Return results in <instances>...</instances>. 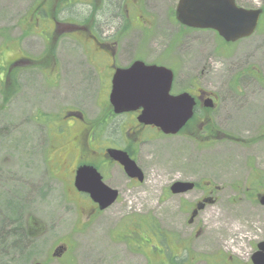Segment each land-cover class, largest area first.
Wrapping results in <instances>:
<instances>
[{"label":"rangeland","instance_id":"1","mask_svg":"<svg viewBox=\"0 0 264 264\" xmlns=\"http://www.w3.org/2000/svg\"><path fill=\"white\" fill-rule=\"evenodd\" d=\"M126 1L0 0V264H244L264 241V84L247 76L255 68L264 80V13L252 36L227 48L213 30L182 26L178 0H142L150 27L124 25L117 65L140 55L173 69V92L194 81L214 93L209 133L148 129L140 144L105 123L96 147H126L144 172L131 181L114 167L106 183L119 198L105 210L56 178L49 126L64 107L89 120L105 114L110 78L70 36L45 58L46 18H92L112 34ZM236 2L264 9V0ZM23 53L39 61L15 65ZM177 181L195 187L173 194Z\"/></svg>","mask_w":264,"mask_h":264},{"label":"flooded vegetation","instance_id":"2","mask_svg":"<svg viewBox=\"0 0 264 264\" xmlns=\"http://www.w3.org/2000/svg\"><path fill=\"white\" fill-rule=\"evenodd\" d=\"M141 6L142 0H127L125 2L124 10L120 8L119 11H114L112 14V20H109V22L116 24L114 26L116 29L112 34L107 35L99 34L100 28L98 22H95L92 18L88 19V21H85L87 20V18H85L82 22L71 19V21H60L55 17L46 18L49 23L44 27L43 33H47L50 36L45 42H43L46 46L44 52L50 50L54 53L58 43H60V39L65 36H70L76 42L81 43L83 49L87 51L86 55L91 63L102 62L108 64L105 66V70L107 71L106 78H110V81L107 79L106 85L104 83L102 86V88L105 89L106 98L105 114H102L100 117L98 115L94 120H89L84 112L70 107H64L65 110L63 113L57 114L52 125L49 126L53 132L52 166L53 169L57 170L56 178L65 183L67 189L76 193H82L75 185V179L79 168L83 166L94 167L101 174L105 183L111 178L112 172L110 173V171L114 167L123 169L121 164L114 161L107 154V149L117 148L125 150L131 158L135 159L133 154L126 147L107 143L102 144L98 148L96 147L94 139L96 137H100V139L103 137L105 132L102 128L106 126L105 123L110 121V124L106 126L107 129L108 126L118 127L122 136H130L134 141H138L140 144L144 143L143 136L148 129H156L139 122L138 116L141 113V109L134 112L115 114L113 106L109 101V95L112 89V78L116 68H118V56L121 52H119L121 42L120 37L124 30V25L128 23L129 25L136 24L143 28L150 27L151 20L145 18V15L142 14ZM92 22H95L94 29L91 27ZM215 33L217 34V32ZM229 45L232 44L224 42L225 47L228 48ZM44 56L45 58L49 57V52L45 53ZM52 58L54 59V57ZM135 60H143V58L142 56L137 55L133 58V61ZM38 61L37 58L26 56L23 53L18 58L17 64L23 65L31 62L37 63ZM55 62L54 59V63ZM250 73L251 74L247 76L251 75L256 79V82L260 81L264 84L262 74L259 70L255 71L254 68ZM181 92H188L191 94L197 103L194 109V115L187 123L186 127L190 125L197 126L201 133L208 134L209 132L206 128H208L207 125L213 124V114L218 103L217 96L202 88L194 81L191 82L190 88L184 89L183 91H180V93ZM210 100L212 101L213 106L211 109L206 106L207 103H210ZM197 120H201V122L195 124ZM121 125L123 127H121ZM124 129L125 132L123 131ZM128 178L131 181H136L135 178H130L129 176ZM207 185L211 186V183L208 182ZM259 186L261 194L264 193V179L260 182ZM82 194L93 204V206L98 208V204L91 199L89 194ZM260 205L264 207V205ZM57 250L58 249H56V251ZM65 252L66 249L64 250V253L61 254L60 251L57 254L60 257L64 255ZM251 262L252 260L250 257V261L244 264H251Z\"/></svg>","mask_w":264,"mask_h":264},{"label":"water","instance_id":"3","mask_svg":"<svg viewBox=\"0 0 264 264\" xmlns=\"http://www.w3.org/2000/svg\"><path fill=\"white\" fill-rule=\"evenodd\" d=\"M261 12L260 9L238 7L235 0H179L176 17L187 27L213 29L226 41L235 42L255 32ZM173 80L171 69L137 61L128 68L117 69L110 102L116 113L142 108L141 123L156 126L166 135L177 134L193 116L196 103L186 92L171 95ZM206 106H212V102ZM107 154L123 166L129 177L144 180L143 171L126 151L109 148ZM75 185L80 192L88 193L100 210L113 205L119 196V191L105 184L100 173L91 166L79 168ZM194 187L192 182L177 181L171 191L181 194ZM258 198L264 205V193ZM194 215L195 212L192 217ZM251 260V264H264V241L258 244Z\"/></svg>","mask_w":264,"mask_h":264},{"label":"bare ground","instance_id":"4","mask_svg":"<svg viewBox=\"0 0 264 264\" xmlns=\"http://www.w3.org/2000/svg\"><path fill=\"white\" fill-rule=\"evenodd\" d=\"M224 217V214H222L221 216H220V218H223ZM220 218H218V219H220ZM225 218V217H224Z\"/></svg>","mask_w":264,"mask_h":264}]
</instances>
